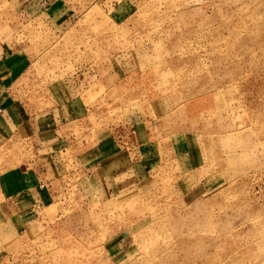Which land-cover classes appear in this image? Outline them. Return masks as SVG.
I'll list each match as a JSON object with an SVG mask.
<instances>
[{"label":"rangeland","instance_id":"374dc122","mask_svg":"<svg viewBox=\"0 0 264 264\" xmlns=\"http://www.w3.org/2000/svg\"><path fill=\"white\" fill-rule=\"evenodd\" d=\"M2 55L0 264H264V0H0Z\"/></svg>","mask_w":264,"mask_h":264},{"label":"crops","instance_id":"0c3cea01","mask_svg":"<svg viewBox=\"0 0 264 264\" xmlns=\"http://www.w3.org/2000/svg\"><path fill=\"white\" fill-rule=\"evenodd\" d=\"M3 55L0 57V67H2L4 70H6V72H8V75H12L15 70H16V64H10V62L8 61V59H3ZM6 77V76H5ZM3 80V77H1ZM2 83V82H1ZM13 106H10V104L6 103V102H2L0 101V138H7L8 136V132L14 128L21 127L24 124V120H22V116L20 113H16V117L15 119L13 118L14 115H12L13 117L8 116L9 110L13 109ZM111 143V142H110ZM116 143H113V145H109V144H102L101 146L98 147V151L101 155V158H103V162H105L106 160H113L115 161V159H119L122 156V153L117 151L116 148ZM27 173H32L33 177L36 179V183L32 186V196H33V204H36L37 207H41L43 206L46 202L44 200H42V195H41V191L40 188L41 186L38 185H42L43 180H42V171L38 168H34V167H30V169H28L26 171ZM44 199V198H43ZM17 205L19 204V201L15 202ZM10 204H14V202H9ZM1 213L7 216H11V218L13 217L14 221L17 224V231L19 232V230H21L23 227H25V219L24 216H22V214L24 213V210L22 212V214H18L19 212H15L14 209L12 210L9 206L6 207L5 209L1 210ZM12 219V221H13ZM13 226V225H12ZM14 227V226H13Z\"/></svg>","mask_w":264,"mask_h":264}]
</instances>
